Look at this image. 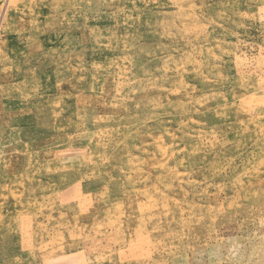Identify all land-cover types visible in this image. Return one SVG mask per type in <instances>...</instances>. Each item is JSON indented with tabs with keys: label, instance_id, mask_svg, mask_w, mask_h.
<instances>
[{
	"label": "rangeland",
	"instance_id": "rangeland-1",
	"mask_svg": "<svg viewBox=\"0 0 264 264\" xmlns=\"http://www.w3.org/2000/svg\"><path fill=\"white\" fill-rule=\"evenodd\" d=\"M0 264H264V0H0Z\"/></svg>",
	"mask_w": 264,
	"mask_h": 264
}]
</instances>
